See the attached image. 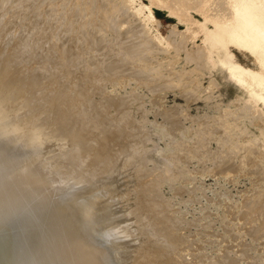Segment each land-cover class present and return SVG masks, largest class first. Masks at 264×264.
Wrapping results in <instances>:
<instances>
[{
	"label": "bare ground",
	"instance_id": "bare-ground-1",
	"mask_svg": "<svg viewBox=\"0 0 264 264\" xmlns=\"http://www.w3.org/2000/svg\"><path fill=\"white\" fill-rule=\"evenodd\" d=\"M51 1L0 0V28L2 27L6 31L10 30V32L14 29L18 30L17 32L14 30L18 33V37L13 35L16 36L15 40L13 37L14 43H16V45H12L13 47L10 45L12 38L7 37L11 36V33L8 34L2 29L0 32H6L5 38L8 39H2L5 35L0 34V264H183L186 259L181 260L180 257L183 254L179 252L180 250L178 251L180 246L174 245L173 242L176 241H172L171 237L169 240L165 235L167 246H163L162 249L161 241L156 243L153 240V238L159 237L156 231L160 232L164 230V226H167L163 222H160L164 225L161 226L158 222L148 220L149 215L153 213L152 210L155 209L156 211L160 207H157L156 201H154L157 198L155 193L157 192L158 184L156 181L158 180L148 179L153 173H151L152 175L149 174L151 172L147 169L149 166L142 167L145 163L144 160V163L142 159H139L140 162L137 160L135 147L124 135V131L127 130L126 127L125 130L124 126L118 125V120L115 117L121 111L119 113L116 111L113 116L108 110L107 114L105 113L103 116L100 112H95L94 109L97 110L102 103L108 102L105 100L107 96L105 95L106 98L101 99L106 102L101 101L102 103L98 107L97 103L95 105L93 97L86 96L88 93L86 89H90V92L96 91L95 95L99 91L101 93V90L97 92L96 89L102 83L101 80L98 85L95 84L96 81L102 79L100 78L101 75L98 74L99 72L102 74L100 70L113 71V67L117 66L116 69H118V65H122V68H125L126 65L129 67L130 62H125L126 59L130 61L128 60L129 57H125L127 54L117 57L121 53L117 49L121 44L124 45H122L123 47L125 44L131 46V44L138 42L139 37L136 38V35L132 38L131 33L129 39L123 37L124 35L117 36L113 39L114 43L118 42L116 44L117 49L116 47L109 49L108 43L103 42V37L101 39L95 38L97 40H94L93 37L94 43L91 42L90 45L89 41L88 44L95 47L99 52L98 55H86V52H78L77 58L76 49L77 51H84L86 48L84 42L82 43L77 38V31H73V29L68 31V34L60 38L58 44L56 43V29L53 31L49 26L50 29L47 30L49 22L56 23L49 18V15L48 20L44 19L47 17L45 15L47 12V14L52 15L51 11L55 10L54 13L56 14V6L46 9L49 6L45 5ZM172 1L176 2L173 3ZM202 1L206 5L207 0ZM217 1L219 4H225L233 9L232 19L218 20L208 13L206 7L204 9L206 12L200 9L199 0H187L186 5L181 0H150L152 5L172 13L173 8H175L174 5H177V11L182 9L200 11L205 15L206 20L213 21L215 31L209 32L212 37V52L217 54L218 62L222 63L223 66H229L231 69L232 66L227 55L229 45L234 44L249 50H255L259 47L258 33L254 34L251 30L258 28L257 23L264 13V7L258 8L259 11L253 10L254 3L252 5L250 0H213V2ZM54 2L56 3V0H53ZM36 3L39 4L38 6L46 7L43 13L45 17L43 16V19L40 20L38 17L43 8L37 6L40 9L38 10L39 16L37 14L38 22L34 19L37 13L35 10L38 9ZM55 3L54 5H56ZM194 3L196 5H192ZM66 5L65 2L62 4L64 8ZM83 5L86 6L87 4L83 3ZM89 5L87 7L90 9ZM34 6L36 8L34 10L35 16L31 18L33 19L30 20L33 26H30L29 21L26 22V16ZM87 7L83 9H88ZM88 11L90 14L91 10ZM20 13L22 18V14H27L24 15L26 20L19 17ZM17 14H19L18 18L21 19L20 23L16 19ZM86 14L88 13L86 12ZM77 16H73L74 19L78 18ZM24 20L29 23L31 29L34 27L33 31L25 25ZM85 20L84 22H88ZM261 21L263 20L261 19ZM52 26L54 27L56 24ZM45 30L48 32L43 34L42 32ZM86 33L88 31L83 33L85 37ZM78 36H82H80V32ZM4 39L6 42L3 41ZM129 48L132 49L133 46ZM129 48L127 49L131 50ZM56 49L59 51L57 58ZM136 49L134 52L140 51ZM128 52H126L128 56L133 54V51ZM72 59L76 64L72 73L74 72L78 78L72 81V76L67 75L60 79L55 78L53 81L52 79L56 75L53 76L56 73L54 72L56 71V63L66 65ZM31 61L38 66L33 67L34 64L31 67L27 66V64L30 65ZM82 62H85L84 66L76 67ZM116 69L113 72L110 71L111 75L107 76L112 77L113 73L116 76V72L118 74L119 71L123 73L119 69L116 71ZM97 71L99 72L97 73ZM50 72L51 75H49ZM110 72L107 71V73ZM105 74L102 75L103 78ZM89 76H92L89 81L94 82L95 90L93 87V89L91 88L92 83L88 88V82L82 83L83 81H81V79ZM48 77L55 83L52 85L51 82L52 86L57 84L56 89L55 87L54 90L52 87L51 90L46 88L51 86L48 85L49 82L45 83L49 79ZM240 80L250 86L252 93L263 97L264 81L253 76L248 81L241 77ZM39 83L46 84V87L42 84L44 91L43 88L39 89ZM102 85L99 89L102 88ZM85 87L87 88L85 89ZM35 89L42 90V96L45 93L48 98L41 97V95L38 97L39 92H35ZM40 97L43 98V102L38 101L42 100ZM88 97L89 100L87 101L86 98L88 99ZM117 97L115 101L121 98L118 99ZM91 99L97 108L91 107L93 106L92 103L91 105L89 103ZM107 99L111 100L109 105H113L117 109L115 105L119 104H116L110 97ZM83 101L88 102L89 109L86 104L82 105ZM113 101L115 104H111ZM120 101L121 105L124 106L123 99ZM103 104L102 107H104ZM121 105L119 106L122 107ZM120 107L118 108L123 110ZM97 112L102 118L98 116ZM96 113L98 117H95ZM120 116L122 117V115ZM120 116L118 115L119 118H121ZM93 117L95 120L91 119ZM131 120L129 119V128L135 123V120H132L134 123ZM110 122L113 124L111 125ZM109 124L111 126H107ZM134 126L136 128V125ZM135 128L133 133L136 135L141 127L136 128V131ZM141 131L142 135H136L138 136L135 137L137 138L136 141L139 140V137H143L144 139L140 138V140L144 142L147 139L148 141L144 143H148L149 137L145 139L143 134L146 132ZM130 132L125 134L131 135ZM144 143L140 145L144 146ZM145 149L143 150L145 151ZM148 200L149 202L152 201L149 203ZM163 212L160 211L161 214ZM172 218L170 219L172 220ZM174 225L170 228L174 229ZM148 228L158 229L154 231L156 233L154 235L157 236H150L149 231L152 229ZM165 229L168 228L165 227ZM181 237V239H185L183 236ZM165 244L163 243V245ZM170 251H176L178 257L174 258L172 255V258ZM166 254H170V257H167Z\"/></svg>",
	"mask_w": 264,
	"mask_h": 264
},
{
	"label": "rangeland",
	"instance_id": "rangeland-1",
	"mask_svg": "<svg viewBox=\"0 0 264 264\" xmlns=\"http://www.w3.org/2000/svg\"><path fill=\"white\" fill-rule=\"evenodd\" d=\"M181 1H184L183 4L186 5L187 0ZM199 1L200 9L204 10L206 7L208 13L218 20L225 21L233 18V9L227 5L219 4L218 1L213 2V0H207L206 5H204L202 0ZM51 2L53 3V0ZM51 2L45 5L49 6L48 8L44 7L50 9L56 6V14L54 13L55 10L51 11L52 15L47 14V12L45 14L47 17L44 19L48 20L49 15V18L56 23H47V30L49 26L53 31L56 29V43L58 44L60 38L68 34V31L73 29V31H77L78 35L80 32L83 40L78 35L77 38L82 43L84 42L86 48L84 51H77L76 49L77 58L78 52H86V55H98L99 52L95 47L89 46L91 42L94 43L93 37L94 40L103 37L102 40L104 43H108L109 49L115 47L117 49L116 44L118 42L114 43L113 41L117 36L124 35L123 37L129 39L137 35L136 38H140H138V42L133 43L136 45L125 44L123 47V44H119L120 46H118L117 51L121 53H118L120 56L117 57L127 54L125 57H129L128 60H130L127 61L126 59L125 61L130 62L129 67L124 62L127 68L118 65V69L123 73L116 69L117 66L113 67L114 70L119 71L118 74L115 71L116 76L113 73L114 77L107 76L111 75L113 69V71L106 69L105 72L103 67L104 70H100L102 74L97 71L102 79L96 81L95 84L98 85L101 80L102 88L99 89L101 84L96 88L97 92L101 90V93L99 91L95 95L96 91L90 92V89H86L92 83L89 81L92 76L83 78L81 81H83L82 83L88 82L89 85L85 89L88 90L89 94H85L95 99L94 102L95 105L97 103V107L105 100L109 102L105 101L106 105L102 103L104 107L101 104L97 108L91 99L89 103L90 105L92 103L93 109L97 108V110L94 109L95 112L98 111L104 116L109 110L114 116L116 111L118 113L121 111L118 115H122V117L119 118L116 114L115 119L118 120V125L124 126V129L126 127L127 130L125 129L124 135L135 147L138 158L136 159H142L144 164H148L142 163V167L149 166L147 167L151 171L149 174L152 175L151 173H153L148 178L149 180H158L156 181L158 186L155 193L157 198L154 201H156L157 207H160L156 211L153 209V213L151 211L152 214L150 213L148 220L159 224L163 222L167 226L161 224L164 226V230L160 231L161 234L156 231L158 229L148 228L152 229L149 231L150 236H159L157 237L158 240L157 238H153V240L156 243L161 241L160 244H162L163 249L167 246L165 244L167 238L170 240L171 237L172 241H176L173 242L174 245L180 246L178 251L180 250L179 252L183 254L180 257L181 260L186 259L183 264H264V95L262 97L252 93L250 86L240 80L241 77L248 81L253 76L264 81V13L261 17L263 21L260 19L257 23L258 28L251 30L254 34L258 33V48L249 50L234 44L228 46L227 55L232 66L230 69L229 66H223L222 63L218 62L217 54L212 52V37L209 32L215 31V25L213 21L206 20L205 15L200 11L194 9L177 11V5H174L175 8H173L172 13L152 5L150 0H56V3L54 2L56 5ZM62 2L67 4L66 8L62 6ZM210 2L211 4H208ZM250 2L252 5L254 3L253 10L259 11L258 8L264 7V0H250ZM83 3L85 5L90 4V9ZM35 5L36 8L42 6H38V3ZM86 7L88 9H83ZM33 8H31V12H28V15L25 13L27 20L24 18L25 14H22L26 22L29 21L30 23H26L24 20L27 27L33 26L30 21L35 16L34 10L36 8L35 6ZM39 8L36 9L37 11L35 10L37 12L36 17H34L36 21L38 18L41 20L43 16L45 17L43 13L46 9L41 7L43 11L41 9L42 13L39 16ZM88 10H91L90 17ZM84 11L88 14L85 15L86 12ZM204 11L206 12V10ZM18 16L19 14L15 18L20 23L21 19ZM73 16L78 18L74 19ZM19 17L22 18L21 13ZM84 20L88 22H84ZM55 24L54 28L52 25ZM102 24L105 29L102 28ZM1 29L2 27L0 32L5 30L4 28ZM14 30L18 31L17 29ZM14 30L11 32L5 30L8 34L11 33V36H7L12 38L11 46L16 45L14 40L18 33ZM33 30L34 27L31 31ZM47 30L42 33H47ZM85 31H88L86 37L83 35ZM6 32L0 34L4 36ZM5 37L6 35L2 39ZM126 46L127 48L133 46V48L128 50ZM134 48L140 51L134 52ZM125 51H133V54L131 52L132 55L128 56L130 52L126 53ZM58 55L59 51L56 49V58ZM32 61L27 66L31 67L34 64L33 67H37L38 65ZM75 65L73 59L66 65L56 63V71H54L56 73H52L53 76L56 75L54 78L52 77V80L55 81V78L60 79L67 75L72 76V81L76 80L77 75L72 73ZM84 65L85 62H82L76 67ZM125 69L128 70L125 71ZM107 71L111 72L107 73ZM103 74L106 77L104 75L103 78ZM48 78L45 83L49 82L48 85H51L53 81L50 77ZM45 83H39V89H42L43 85L46 87ZM52 85L46 88L51 90L52 87L54 90L57 84ZM80 85L83 86V84ZM93 85L94 82L91 88ZM95 87H93L94 90ZM36 91L39 92L38 97L40 95L47 97L45 93L42 96V90L35 89ZM105 95L114 101L117 96L118 99L121 97L122 103H125L124 106L121 105V98L116 99V104L122 107L115 105L118 110L115 109L113 105H109L111 100H108ZM41 97L42 100L38 101L43 102ZM89 97L86 98L87 101ZM102 98L106 99L101 100ZM114 101L111 104H115ZM84 104L89 109L88 102L83 101L82 105ZM106 106L109 107L106 108ZM93 109L91 110L94 111ZM97 113L95 117L100 116ZM129 119L135 120V123L131 120L134 124L130 128L128 127V125L130 126ZM134 125L136 128L140 126L141 132H148L147 135L143 132L145 139L147 137L150 139L148 143H144L148 141L147 139L144 142L140 140V138L144 139L143 137H139L140 141H136L137 138L135 137H138L136 135L141 136L142 133L139 131L135 135L133 133ZM127 131H131V135L125 134L128 133ZM141 141L144 146L140 145L143 144ZM150 168L152 169L150 170ZM179 176L181 177L179 178ZM154 189L156 190L155 187ZM158 191H160L159 196L157 195ZM158 197L163 199L160 200ZM159 210L164 212L161 214ZM173 221L176 225L173 224ZM172 225H174V229L170 228L173 227ZM165 227L168 228L167 230L171 229V232H166ZM198 227L199 230H197ZM154 231L157 235H154ZM181 236L185 239H181ZM195 241L196 243H194ZM178 242L180 245L177 244ZM201 246L202 248H199ZM170 254L172 258V255L174 258L178 257L176 251H170ZM170 254H166L167 257H170ZM234 259L236 262L233 261Z\"/></svg>",
	"mask_w": 264,
	"mask_h": 264
}]
</instances>
